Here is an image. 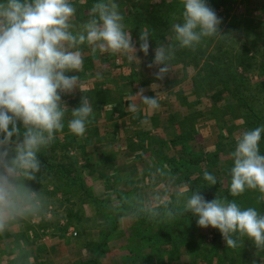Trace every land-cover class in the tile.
I'll return each mask as SVG.
<instances>
[{
    "label": "rangeland",
    "instance_id": "374dc122",
    "mask_svg": "<svg viewBox=\"0 0 264 264\" xmlns=\"http://www.w3.org/2000/svg\"><path fill=\"white\" fill-rule=\"evenodd\" d=\"M74 1L84 0H72V2ZM153 1H157L165 14L171 15L174 20L181 22L182 0ZM206 2L221 18L222 22L219 27L223 35L211 37V39L203 38L204 42L197 48L214 55H222V58H230L234 67L230 71L235 69L244 78L238 77L236 80L238 93L244 97V100L248 98L252 101H250L254 110L252 112L261 117L260 126H264V94L260 93L261 83L264 82L262 80L264 0H206ZM119 10L124 16L125 30L131 33L137 59L129 60L128 55L131 53L118 54L115 62L118 64L117 68L110 71L107 69L108 67H102L108 70L109 76H103L99 68L96 73L92 72L94 74H89V71L67 73V75H79L80 79H85L90 75L89 78H92L90 80L91 88H97V91L109 89L112 98L109 104L113 107L116 106L111 111V114L115 113L113 118L105 120L106 112L104 113L100 108H94V102L92 105L93 115L86 123V132L83 137L76 138L77 148L71 151V154L76 158L78 168L84 172L85 187L91 191L93 197L100 201L103 198H109L115 203L118 200V195H124L129 203L136 204L138 202L140 207L145 206V197L152 190H160L163 194L167 187L170 199L171 194H175L179 187L165 177L164 173L166 172L162 170V158L165 152L169 151L168 141L173 137H181L180 127L185 130L192 129L190 139L185 142L190 154L196 155L200 149L201 152H206L208 155L218 152L217 160L221 167V180L227 183V180L231 179V174L226 176L224 170L228 168L230 171L233 166L231 157V153L235 150V148H231L234 145L233 141H236L237 137L247 130L245 128L246 121L253 118V114L250 111V113L247 112L245 107L233 104L234 101L231 98L228 99L225 106L209 105L208 95L222 86L214 80L206 81L203 84L204 90L199 92L193 82L198 79V72L202 70L201 65L192 67L181 62H178L180 64L168 63L169 72L163 78L158 79L156 73L162 65L148 67L154 59L155 45L153 41L149 39L150 48L148 55L145 56L143 52L139 51L141 29L134 32L129 16L122 7H119ZM205 41L209 43L205 44ZM83 45H80V48ZM243 55L245 57L240 59ZM98 72L102 76L101 79L96 78ZM127 76L131 78L128 80ZM105 81L107 85H99L100 82ZM139 85V89H144V95L155 96L158 99V109H147L135 97L134 94L139 90L137 88ZM249 90L251 93H257L258 97H252ZM84 95L88 96L87 93ZM91 98L90 100H92ZM80 99V96L73 97L71 93L62 94V101L66 106H79ZM125 99L128 101L127 105L123 104ZM134 101L139 109L137 113L129 110V105ZM120 111L124 114L119 115ZM184 123L186 124L184 125ZM66 129L70 131L68 126ZM136 133L141 135L147 133L148 135L144 149L142 148L141 151L137 148ZM178 145L175 150L179 153L180 145ZM146 148L149 153L141 155ZM50 182L49 179L40 176H37L36 180L26 181L29 187L39 191L46 198V209L40 215L14 222L12 225L17 226L16 228L20 231L15 236H12L11 233L8 234V238L19 240L29 237L37 246L42 247L41 250H38L39 255L40 252L49 254L48 249L51 245L56 241L62 242V246L52 250V255L65 259L67 264H83L91 256L90 254L98 249V244L101 241L100 230L106 229L110 225L113 215L107 209H99L100 207L86 199L84 189L81 188L74 189L65 186L61 188V193L54 191V198L48 196V192L52 191ZM138 187L143 192H139V190L137 192L136 188ZM261 211L260 213L264 214V210L261 209ZM130 221L129 217L121 220L120 232L110 238L109 251L101 259L100 264H130L129 259L124 257L128 251V244L124 236L127 234L125 231L131 223ZM187 230H189L187 234L193 242L198 239V234L203 238L204 243L207 244L205 254L212 243L214 231L223 238L219 230L211 226L201 228L196 224L194 228H191V231L189 227ZM73 233L76 235L74 236ZM252 242L251 239H247L248 245L245 243V251H254L256 256L259 253V263L253 264H264L263 252L260 253L257 248L255 249ZM110 254L114 258H110ZM219 256L222 258L221 255ZM43 262L49 264L50 260L47 262L42 260L37 264ZM195 262L199 264L200 260L195 259ZM254 262L257 260L254 259ZM244 264L247 263L244 262Z\"/></svg>",
    "mask_w": 264,
    "mask_h": 264
},
{
    "label": "clouds",
    "instance_id": "9594fccd",
    "mask_svg": "<svg viewBox=\"0 0 264 264\" xmlns=\"http://www.w3.org/2000/svg\"><path fill=\"white\" fill-rule=\"evenodd\" d=\"M182 22L173 23L171 30L181 48L194 49L203 38L222 36L221 18L206 0H182ZM76 7L72 0H0V234L21 219L45 212L46 198L33 190L26 181L36 180L41 172L38 153L49 146L55 134L64 128L69 109L62 94L74 89L85 93L79 75L84 68L80 45L90 46L91 53L129 54L137 59L130 31L125 30L124 16L115 0H97L91 7L90 18L74 26ZM151 32L141 30L139 51L148 55ZM175 48L158 44L154 59L148 65L158 68V79L169 72L168 62ZM101 79L100 73L96 74ZM139 89L135 97L150 110L159 108L155 96H146ZM133 113L139 111L135 101L129 105ZM93 115L87 95L80 105L71 109L68 129L83 137L86 123ZM18 122L21 127H18ZM264 126L242 132L231 153L229 192L239 196L246 189L264 194V155L260 153ZM209 185H216V177L203 173ZM187 187L176 191L183 199V211L198 217L201 228L211 226L221 233L228 248L240 246L241 238L251 239L257 249H264V214L254 207L241 208L236 202L216 197L210 201L197 191L187 195ZM165 187L163 194L155 190L145 197V210L151 217L163 215L175 218Z\"/></svg>",
    "mask_w": 264,
    "mask_h": 264
},
{
    "label": "trees",
    "instance_id": "16d2710c",
    "mask_svg": "<svg viewBox=\"0 0 264 264\" xmlns=\"http://www.w3.org/2000/svg\"><path fill=\"white\" fill-rule=\"evenodd\" d=\"M97 0H84V1H74L72 2L76 7V14L72 19L74 26H79L86 20L90 18L91 7ZM115 2L122 7L123 11L129 16V21L131 27L133 26V31L138 30H148L151 32L149 39L153 41L155 48L158 44L161 45H172L175 48V53L173 59L168 63L180 64L195 67L197 65L202 66V70L198 72L195 84L197 90L200 92L203 89V84L207 81L214 80L221 84V88L217 89L212 94L208 95L209 105H223L225 106L228 99H233V104L245 107L247 112H251L253 118L246 121L245 128L247 130H252L255 127L260 126L262 119L253 110L252 101L248 98L245 100L241 94L238 93L236 80L239 77L244 79L236 70L230 71L234 68L231 64L229 57L222 58V55H214L213 53L206 52L205 50H200L199 44L204 42V39L195 46L194 49L191 48H181L174 39V33L171 30V25L179 21L174 20L171 15L165 14L162 10L163 8L157 4V1L153 0H115ZM173 7V5H172ZM182 22V20H181ZM211 39V37H209ZM206 42V41H205ZM209 42H206L207 44ZM198 47V48H197ZM84 57V68L83 72L97 71V68L101 69L103 76H109L108 70L102 67H108L107 69L117 68L118 64L115 63L118 54L112 53H101L97 51L95 55L91 53L90 46L83 45L79 49ZM243 55L240 59H243ZM185 61L183 62V60ZM111 61V63H110ZM110 63V64H109ZM99 66V67H98ZM264 81V64L262 65ZM82 73V72H80ZM99 73V72H98ZM94 74V73H92ZM86 77L85 79H80V86L85 85L87 91L82 93L78 88L74 89L71 95L83 96L88 94L91 98L92 105L94 108H100L107 115L104 117L105 120H111L115 113L111 114L112 108L115 109L116 106L109 104L112 100L109 94V89H104L97 91L96 88H91L90 80L92 78ZM105 78V77H104ZM131 77L127 76L126 79ZM99 85H107L105 82H100ZM140 88V85L137 87ZM260 93L264 94V82L261 83ZM101 94H100V93ZM252 97H258L257 93H251ZM250 96V97H251ZM251 101V102H250ZM101 103V105H99ZM128 103L127 99L123 101V104ZM80 105V103H78ZM232 104V105H233ZM107 108H103V107ZM69 111L66 113L64 120V128L62 131L55 134V138L52 143L46 148H42L38 153L39 159L41 160V172L37 173V176L49 179L52 191L48 192V196L54 198L55 192L61 193V188L65 186L84 189V194L86 199L94 203L99 209H107L113 215V221L107 226L106 229L100 230L101 241L98 244V249L91 253L89 258L83 262V264H100L101 259L107 255L109 251L108 243L110 238H112L116 233L120 232V224L123 218H130L131 223L126 228L125 240L128 244L127 247V259L130 264H196L195 259L200 260L203 264H253L259 263V253L258 256L255 252H247L246 245L247 237L241 238L240 246L235 249L228 248L225 244L223 238L216 231L212 234V243L208 252L205 254V247L207 244L204 243L203 238L198 234V239L193 242V240L187 234V228H194L197 224L196 220L198 217L183 211V199L177 200L175 194H171V203L168 207L176 213L175 218L168 220L163 215L158 217H151L147 213L143 212L145 206L140 207L138 202L129 203L124 195H118V200L112 202V199L98 200V198L93 197L91 191L85 187L83 170L78 168V163L76 158L71 154L72 150L77 147V137L72 132L66 129L67 121L71 119V109L78 106H67ZM208 107V105H207ZM117 109V108H116ZM249 112V113H250ZM108 113V114H107ZM119 115H123L122 111L118 112ZM173 121V120H172ZM186 123H184L185 125ZM182 126V125H181ZM18 127L22 126L18 122ZM190 128V127H189ZM191 129V128H190ZM192 130V129H191ZM191 130H185L180 127L181 138H171L168 141L170 146L169 151L165 152L162 163V170L167 177L175 185H178L179 190L184 187L189 189L187 195H191L192 192L197 191L201 194L206 201H210L216 197L226 198L228 201L236 202L241 208L254 207L258 211L264 210V194L260 193L259 190L246 189L244 193L239 196H232L229 192V186L231 179L227 180V183L222 182L220 176L221 167L217 160V153L209 154L206 152L198 151V154L192 155L188 152V147L185 142L191 137ZM137 148L142 150L145 146L147 133L141 135L137 134ZM180 146H179V145ZM233 146L235 148L236 141H233ZM179 146V153L176 151V146ZM260 153L264 155V133H262L261 141L259 143ZM144 149V148H143ZM149 153V151L144 150V153ZM164 164V165H163ZM207 171L216 177V185H209V183L203 178V173ZM82 173V175H81ZM224 174H230V171L225 169ZM227 179V178H226ZM138 189H141L138 187ZM140 191V190H139ZM118 194V193H117ZM84 196V197H85ZM68 198V197H67ZM259 211V212H260ZM262 212V211H261ZM70 216V213H68ZM242 242L244 246L242 247ZM89 244L87 243V246ZM248 245V244H247ZM252 245L256 249L257 247L252 242ZM259 252H263L264 249H258ZM204 252V254H203ZM222 258H220V256ZM186 257V258H184ZM190 258V260H189ZM187 259V260H186ZM254 259L257 262H254ZM186 260V261H185ZM184 261V262H183ZM189 261V263H187Z\"/></svg>",
    "mask_w": 264,
    "mask_h": 264
},
{
    "label": "crops",
    "instance_id": "0c3cea01",
    "mask_svg": "<svg viewBox=\"0 0 264 264\" xmlns=\"http://www.w3.org/2000/svg\"><path fill=\"white\" fill-rule=\"evenodd\" d=\"M81 87L86 89L85 85ZM136 190L137 192L138 190L143 192L142 189L136 188ZM151 192H153V190L149 193ZM16 227L17 226L12 225L7 231L0 234V264H37L42 260L46 262L47 260H50L49 264H67V261H65V259H60L61 257H55L52 255V250L54 251L56 247H59L60 245L62 246V242L56 241V243L51 245L48 249L49 254L40 252L41 254L39 255L38 250H41L42 247L37 246V244L29 237L20 238L19 240L8 238V234L11 233L12 236H15V234L20 231ZM109 257L112 258L113 256H111L110 254ZM42 264H44V262Z\"/></svg>",
    "mask_w": 264,
    "mask_h": 264
},
{
    "label": "built area",
    "instance_id": "2783aa9c",
    "mask_svg": "<svg viewBox=\"0 0 264 264\" xmlns=\"http://www.w3.org/2000/svg\"><path fill=\"white\" fill-rule=\"evenodd\" d=\"M74 234V236L76 235L75 233H73Z\"/></svg>",
    "mask_w": 264,
    "mask_h": 264
}]
</instances>
